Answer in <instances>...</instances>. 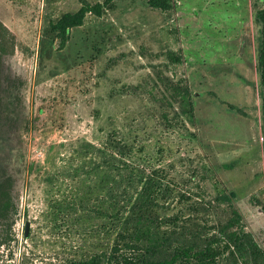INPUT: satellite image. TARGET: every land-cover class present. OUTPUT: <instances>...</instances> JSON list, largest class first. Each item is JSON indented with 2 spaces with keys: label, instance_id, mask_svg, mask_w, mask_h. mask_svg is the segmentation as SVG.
<instances>
[{
  "label": "rangeland",
  "instance_id": "1",
  "mask_svg": "<svg viewBox=\"0 0 264 264\" xmlns=\"http://www.w3.org/2000/svg\"><path fill=\"white\" fill-rule=\"evenodd\" d=\"M174 2L161 12L117 1L61 46L49 26L79 0H0L13 47L0 61V178L12 180L16 208L0 222L12 238L0 264H69L95 251L98 220L50 214L56 202L94 200L102 181L114 186L112 134L134 147L135 169L161 166L182 189L234 194L246 230L264 241L255 17L264 0ZM170 49L181 50L180 66L167 62ZM168 82L189 87L191 117L163 99Z\"/></svg>",
  "mask_w": 264,
  "mask_h": 264
},
{
  "label": "trees",
  "instance_id": "2",
  "mask_svg": "<svg viewBox=\"0 0 264 264\" xmlns=\"http://www.w3.org/2000/svg\"><path fill=\"white\" fill-rule=\"evenodd\" d=\"M117 1L121 0L96 4L79 0L80 8L51 23L48 35L62 46L70 31L83 24L86 15L100 17ZM146 1L151 9L161 12L175 9L174 0ZM255 17L260 26L257 71L264 153V8ZM8 36L0 24V61L13 48ZM180 51L167 50L165 57L170 65L182 64ZM164 93L163 99L177 104L180 114L193 115L192 93L187 85L168 82ZM106 145L104 155L111 154L109 157L121 166L115 171L114 186L102 181L94 200L56 202L50 214L54 220H71L79 210H85V220H98L89 235L96 238L92 247L95 251L69 264H264V249L246 230L234 194L223 189L210 197L197 184V192L193 188L182 189L174 181L167 182V172L161 166L149 168L148 173L144 165L135 169L129 159L134 147L125 139L112 134ZM12 185L10 178H0V222L16 213ZM261 211L264 213V207ZM5 232L0 234V246L12 242L8 230Z\"/></svg>",
  "mask_w": 264,
  "mask_h": 264
},
{
  "label": "crops",
  "instance_id": "3",
  "mask_svg": "<svg viewBox=\"0 0 264 264\" xmlns=\"http://www.w3.org/2000/svg\"><path fill=\"white\" fill-rule=\"evenodd\" d=\"M257 239V238H256ZM257 242L259 243V241L257 240ZM259 245L264 249V241H261L260 243H259Z\"/></svg>",
  "mask_w": 264,
  "mask_h": 264
},
{
  "label": "water",
  "instance_id": "4",
  "mask_svg": "<svg viewBox=\"0 0 264 264\" xmlns=\"http://www.w3.org/2000/svg\"><path fill=\"white\" fill-rule=\"evenodd\" d=\"M27 234H28V225H26L25 227V236H27Z\"/></svg>",
  "mask_w": 264,
  "mask_h": 264
}]
</instances>
